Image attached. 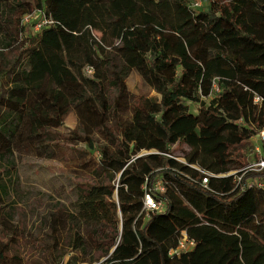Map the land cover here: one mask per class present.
Segmentation results:
<instances>
[{
	"label": "trees",
	"instance_id": "16d2710c",
	"mask_svg": "<svg viewBox=\"0 0 264 264\" xmlns=\"http://www.w3.org/2000/svg\"><path fill=\"white\" fill-rule=\"evenodd\" d=\"M192 1L0 0V158H52L73 143L83 179L71 183L68 218L45 217L54 237L46 264L68 249V264L88 252L90 262L106 257L98 264H264V172L239 171L264 126V0H207V10ZM32 12L52 23L34 31L38 16L22 27ZM133 70L158 100L130 94ZM69 111L76 128L55 131ZM175 144L186 163L163 154ZM188 164L234 173L211 175L204 189ZM156 177L166 207L146 211L144 186ZM254 177L262 185L247 186ZM12 186L0 179V208ZM6 209L0 230L13 217ZM181 230L194 244L170 255ZM0 264L24 261L0 246Z\"/></svg>",
	"mask_w": 264,
	"mask_h": 264
},
{
	"label": "rangeland",
	"instance_id": "374dc122",
	"mask_svg": "<svg viewBox=\"0 0 264 264\" xmlns=\"http://www.w3.org/2000/svg\"><path fill=\"white\" fill-rule=\"evenodd\" d=\"M208 7L209 1L201 0V9L207 10ZM14 54L16 55L17 52L8 53L7 58H11L12 61ZM87 74L90 73L87 72ZM126 84L133 97L145 96L152 100L159 99V95L144 83L134 70L128 76ZM188 105L191 112H196L198 109L197 103H188ZM76 124V114L74 111H69L63 124L55 131L66 134L76 128ZM251 141L252 145H260L256 138H251ZM80 146L84 144H77V148ZM74 149H76L75 145L69 143L66 147L61 146L60 152L52 158H46L31 151H19L10 158H0V179L8 181L10 186L11 183L13 185L10 201L4 206L13 217L10 220V227L7 225L0 230L2 231L0 246L7 247L9 253L20 254L24 264H46L49 257L53 255L51 252L54 249L51 246L54 245V237L45 222V217L49 219L51 213L60 211V215L66 220L68 213L72 212L70 201L75 198V193L71 183L83 180L76 176V173H81V168L76 164L78 157ZM184 149H186L184 145L175 144L172 145L171 151L173 155L182 157ZM250 151L251 148H248L244 161L248 160ZM149 152L151 149H144L140 154L146 155ZM4 207L0 208V216ZM59 229L60 248H63L65 242H68V232L65 227L61 226ZM81 231L83 235H86L85 226L81 228ZM90 250H95L93 243L90 244ZM56 254L59 255V252L56 251ZM73 254L74 252L69 249L65 251L59 264H68ZM91 256L90 252L82 254L84 261L78 260L75 264H98L106 258L103 256L98 262H90L88 259Z\"/></svg>",
	"mask_w": 264,
	"mask_h": 264
},
{
	"label": "built area",
	"instance_id": "2783aa9c",
	"mask_svg": "<svg viewBox=\"0 0 264 264\" xmlns=\"http://www.w3.org/2000/svg\"><path fill=\"white\" fill-rule=\"evenodd\" d=\"M200 6H201V0H193L191 3L192 8H197ZM37 17H38V21L33 26L34 31H37L40 28L44 26H48L52 23V21L49 18H46L44 14H42L41 12H32L30 14H26L23 16L21 20V26L23 27L28 26ZM86 71L91 73L90 68H86ZM261 101L262 99L259 96L254 97L255 103H260ZM251 138H256L257 141L260 142V145H255V144L252 145L251 151L248 155L249 158L247 160V163L242 168L239 169V171H241V174L245 172H264V126L260 128ZM163 154L168 157H173L177 161L186 163L184 158L182 157L174 156L170 153H163ZM188 165L195 168L201 174L199 185L204 189H209L208 177H210L211 175L222 176V175L234 173V172H228L223 174H213L208 171H205L196 164H188ZM240 176L241 175L236 176V186L239 185L240 188H243L244 184L240 183ZM165 183L166 182L163 180L162 177H156V179L154 180V182L150 187L146 188L144 186L146 192L143 197V203H144V209L146 211H160L165 209L166 207L165 201L162 198V196H160L164 194L166 191ZM253 184L262 185V182L257 177L250 178L249 180H247L246 183L247 186ZM180 233L181 234L178 239L177 245L175 247L170 248L168 254L178 255L180 251L190 249L193 246L194 241L187 237L185 230H181Z\"/></svg>",
	"mask_w": 264,
	"mask_h": 264
}]
</instances>
